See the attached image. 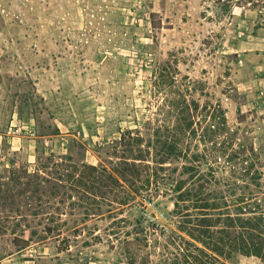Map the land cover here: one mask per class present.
<instances>
[{
    "label": "rangeland",
    "instance_id": "obj_1",
    "mask_svg": "<svg viewBox=\"0 0 264 264\" xmlns=\"http://www.w3.org/2000/svg\"><path fill=\"white\" fill-rule=\"evenodd\" d=\"M128 131L153 165L175 144L164 166L186 188L191 158L222 144L252 172L219 173L207 192L235 182L264 198V0H0V173L38 168L62 185L22 201L30 226L0 234V264H200L178 249L204 244L173 226L165 186L123 214L106 200L90 166L112 168Z\"/></svg>",
    "mask_w": 264,
    "mask_h": 264
},
{
    "label": "trees",
    "instance_id": "obj_2",
    "mask_svg": "<svg viewBox=\"0 0 264 264\" xmlns=\"http://www.w3.org/2000/svg\"><path fill=\"white\" fill-rule=\"evenodd\" d=\"M162 82L166 83L164 77ZM192 125L193 122L190 121L184 128H180V131L185 133L186 129H190L191 132L196 133ZM205 129L208 130V127ZM128 132L120 139L119 147L123 148L118 150L117 147V154H121L118 155L119 160L112 168L102 164L90 166L98 172L100 181L111 186L110 192L114 195V199L106 198V200L116 205L114 207L118 213L123 214L126 209L134 208L137 204L144 205L146 200H151L152 190L159 191L165 186L171 191L169 196L174 203L171 212L173 226H182L190 232L193 239L204 244V247H201L186 240L184 247H178L179 251L183 250V253L180 252L182 256L187 258L193 256V248L203 255L200 259L194 256L200 264H234L233 261L238 255L256 256L264 261V198L249 187L242 191L235 182L229 183L227 189L222 192L220 190L215 193L207 192L213 182L219 184L221 180L226 181L224 177H219V173L230 172L231 176L236 174L245 176L252 172V164H244L245 159L233 161V156H230L225 146L221 144L217 147V143L213 142L209 154L213 160L205 157V151L204 154L198 153L193 156L191 158L193 161L185 167L190 173V184H193L186 188V181L174 178L171 168L164 166L165 154L179 152L175 144L167 145L165 151L162 149L163 155L153 160L155 163L153 165L148 163L151 161L146 158L149 151L140 146L135 148L131 132ZM204 136H209L205 140L212 142L215 131L207 132ZM221 155L227 156L225 160L228 162L227 165L218 162ZM54 164L59 165L58 162ZM48 165L49 162L43 167L46 168ZM203 165H206L205 170H202ZM197 174L199 177L196 181L194 178ZM65 176L70 177L69 174ZM51 179L50 172L38 168L32 172L24 166L13 167L8 175L0 173V234L7 233L9 226H12L11 231L14 234L19 227L30 226L27 223L28 215L21 213L22 201L26 200L27 205L32 206L34 201L39 197L41 199V195L47 191L46 186L57 188L62 186ZM238 190L240 192H237ZM37 214L38 212L31 215ZM124 220H127L125 216L118 219L119 222ZM134 221L133 226H158L155 223L145 224V218H137ZM31 239L14 236L15 243L21 248L28 246Z\"/></svg>",
    "mask_w": 264,
    "mask_h": 264
}]
</instances>
